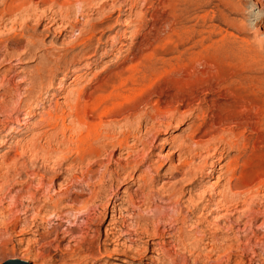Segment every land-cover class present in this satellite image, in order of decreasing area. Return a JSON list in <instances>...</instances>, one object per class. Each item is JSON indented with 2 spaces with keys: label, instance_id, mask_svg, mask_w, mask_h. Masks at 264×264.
<instances>
[{
  "label": "bare ground",
  "instance_id": "bare-ground-1",
  "mask_svg": "<svg viewBox=\"0 0 264 264\" xmlns=\"http://www.w3.org/2000/svg\"><path fill=\"white\" fill-rule=\"evenodd\" d=\"M52 1L57 6L56 11L52 13V16H47L45 11H41L37 23L40 25L45 22V24H50L49 26L58 23L64 31L69 29L73 32L76 28L75 10L78 8L75 5L77 2L75 0ZM81 1H84L86 5L96 4L97 10H102L107 3L106 0ZM218 1L222 5L218 11L219 22L236 27L237 20L231 15L242 11V1H230L226 4H223L224 0ZM43 2V0H0V43L3 37L12 34L17 26L20 28V34H15L5 44L2 62L15 60L21 63L24 59L35 56L33 52H36L40 45L33 39H28L25 49L15 57L10 49L21 46L22 32L28 27V22L35 17L39 4ZM189 2L188 0H158L159 8L164 10L161 15H154L157 18H153V47L146 56H153L154 60L150 62V59L146 57L142 67L158 66L159 68H172V71H187L186 76H180L177 85L167 89V100L163 107L158 103L154 104L151 113L145 114L143 122L134 124L133 118L135 116L137 118L139 114L136 104L125 106L122 101L128 103L130 99L136 102V98L142 94L138 93L142 90H138V84H141L139 83L140 70L139 62L135 61L134 64L120 66L114 73L101 77L96 86L88 87L89 90L81 86V88L76 87L69 91L65 96V106H69L66 115L69 117L68 123H64V112L60 109L58 101L53 103L54 108L51 110L54 114L51 110L45 112V118L41 117L40 120H45L52 131L60 130L62 135L60 140L53 133L49 134L47 129L45 131L36 130L23 143H15V146L11 148L14 151L12 158L7 160L5 154L0 156V218L7 216L6 213L12 215L9 225L5 221L7 226L15 229L19 222H22L18 232H32L34 244L51 236L59 245L65 239L69 243L79 240L77 242L78 252L75 251V254L74 251L70 254L71 249L70 251L68 249L71 246L66 245L67 247L60 248L59 245L55 247L51 244L42 245V249L50 254L54 251L55 254H51L52 257L59 255L51 261L60 262L58 264H64L65 261H68V264H99L98 256L105 251V247L111 246L109 248L111 253L129 258L139 251L136 250L138 247L144 252L151 250L160 255H157L159 262L164 264V251L176 252L174 248L176 245L178 250L194 256L196 264L197 262L222 264L218 262L221 257L226 264H235L232 260L233 256L236 254L242 256L245 250H249L251 254L250 259L245 260L248 264L264 263V231L261 237L255 233L257 228H264V208L260 209L261 207L257 206L261 201L264 203V194L260 195V192L264 191V166H259L257 170L254 168V171L246 170L248 159L253 158L254 155L257 159V153L264 151V98L254 97L258 100L251 102L248 99L250 97H245V94L251 91L247 81L252 80L253 77L236 74L221 75L214 69L212 60L215 59L216 54L214 56L212 50L215 51L217 48L216 43L212 41L211 36L207 34L205 35L207 37L203 36V30L200 28L186 26L188 23L185 25L184 19ZM196 2L199 3V1ZM259 7L263 8L262 1ZM108 16H101L99 20L101 30L109 27L110 16ZM64 21H66L65 24ZM94 27L96 26L92 25L90 28ZM260 27L261 25L258 26L259 30ZM261 29L264 31V24ZM92 37L87 38L88 45ZM208 41L210 43L206 44ZM112 50H115V47L104 48L100 55L103 57L111 54L109 52ZM46 55H40L39 62L37 61L38 64L31 71V75L24 78L28 81L24 86L26 87L25 97L21 99L22 105L18 104L23 110L29 108L31 103H34L35 108L40 107L39 102L32 101L42 88H44L43 98L50 99L52 90L50 91L49 79L58 67L59 59L58 55L53 59H49ZM140 76L142 81L145 80L146 75ZM57 86L61 85L58 83ZM148 88L150 87L144 88V93ZM6 90L9 92L10 88ZM200 90L209 94L216 93L223 100L214 101L215 112L212 113L213 118L209 124L194 126L190 132L188 131L189 133L178 140L164 139V144L172 149L169 153L171 157L176 155L177 158L171 160L165 170L158 172L156 161L150 152L149 154L148 152L138 154L136 151V154L134 149L141 146L139 151H144L145 148L150 147L159 137L153 134L154 131L166 134L171 127H177L184 120L185 111H190V103ZM248 106L252 109V113L246 112ZM29 113L31 114L27 117L34 114L33 111ZM161 115L167 120L165 118L163 120L162 117L157 120ZM155 122H158V127L154 124ZM246 130L250 133V137L245 135L247 139L244 138ZM68 131L76 133L75 140L72 138L73 133L72 136L69 134L71 137L67 139L68 135L65 136V132ZM18 133L20 132L17 128L9 130V139ZM54 136L57 139L54 141L55 146L52 145ZM246 140L251 141V146H249L251 148L247 154L245 152ZM60 145H64V148L61 149ZM108 147L111 148L112 154L117 152L118 159L115 160L117 162L114 168L110 169L113 160L106 159L105 167L101 173L96 175L93 167L100 160H95L101 157L102 152ZM60 152L62 154H59ZM22 157L25 159L18 161ZM31 158L37 161H51V166L55 164L59 168L55 177L62 175L63 177H61L62 182L58 184L59 189L56 188V198L49 192L50 188L54 187L52 180L46 185L43 176L35 178V173L29 180L35 178L36 190H41L43 193L45 191L42 201L35 194L27 196L25 202L22 201L26 198L24 195L8 196L16 187V183L7 185L6 188L3 185L7 183L11 173L15 172L18 166L25 167L26 159L32 161ZM259 159L264 163L262 158ZM207 163H209L208 166ZM259 163H254V165ZM81 167H85L84 171L83 169L78 171ZM212 171L217 172L215 181L208 186L201 185L198 181L201 174L204 173L205 178H210ZM156 175L163 181L159 186H156L158 184ZM128 181L132 186L122 190L123 185ZM19 184L23 186V182ZM199 189L201 191L199 195L189 194L184 198L189 191ZM38 200L42 203H38ZM212 215L216 218H209ZM235 215H237L236 218H234ZM245 217L248 218L247 222H243ZM50 218L57 220L58 224L49 231H40L41 227L36 225L37 220L46 223ZM62 220L70 223V226L61 228ZM259 220H261L260 223L253 226L256 227L254 230L252 228L248 230L252 227V222L256 223ZM105 222L107 223L103 229ZM2 224L3 222H0V225ZM239 224L242 227H237ZM184 227H189V232L184 233ZM246 229L250 231V237L244 238L246 240L241 236L247 235L234 233H244ZM65 251L69 252V260L65 257L67 256ZM201 256L205 261L200 260ZM213 256H216V259L211 260ZM241 263L244 264L241 261L237 264Z\"/></svg>",
  "mask_w": 264,
  "mask_h": 264
},
{
  "label": "rangeland",
  "instance_id": "rangeland-1",
  "mask_svg": "<svg viewBox=\"0 0 264 264\" xmlns=\"http://www.w3.org/2000/svg\"><path fill=\"white\" fill-rule=\"evenodd\" d=\"M43 1H44L43 3L39 4L38 9H36L37 12L34 15L35 17L28 22V27L25 29L24 32H22L23 37H21L22 40L21 46H15L14 48L12 47L10 49L11 53H13L14 54L13 56L15 57L25 49L26 41L28 39H33L40 45V48L36 50V52H33L35 53V56L33 58L24 59L21 63H17L15 60L10 61L11 63L9 61L2 62V56L3 53L5 52L3 49L5 44H7V42L15 36V34L17 35L20 34L19 33L20 28L18 26L16 27V30L12 34L6 35L7 37L4 36L3 41L0 43V49L2 51V52L0 51V60H1L0 61V104H1L0 105V156L2 154H5L7 160L9 158H12L14 155V151L11 148L15 146V143L18 142L23 143L25 140L29 139L32 132L36 130L45 131V129H47V131L49 130L48 131L49 134L53 133V135H55L58 140L61 139L62 135L60 130L52 131V129H50V125L48 126L45 120L41 121L40 119L45 118L46 116L45 112H48L52 108H54L53 103L55 101H58L60 109L64 112V123L65 124L68 123L69 117L66 115L69 111V106L68 107L65 106L66 105L65 96L73 88L76 89V87L81 88V86H83L86 88V90H89L88 87L96 86L98 81L101 79V77L105 76L106 74L114 73L119 69L120 66H126L139 62L138 65V68L140 70L139 74L146 75L145 80L143 81L141 80V76L139 75V79H140L139 83L141 84H138L139 87L138 90H142V91L138 93H142L139 95V97L140 96L141 97L136 98L137 99L136 102L134 101L132 102L130 99L127 101L128 103H126V101H122L123 102L122 104H124L125 106L136 104L137 111L140 115L137 114L138 116L137 118L136 116L133 118V122L134 124H138L143 122L145 114L147 115L151 113L153 107L155 106L154 104L158 103L161 107H163L165 105L164 102L167 100L166 99L167 89L174 85H177L180 76L182 77L187 75V71L185 70L184 72L183 70L172 71V68L169 67H165V68H159L158 66L142 67L144 60H146V57H148L146 55H149L150 48L153 47L154 32L152 31V24L154 20L153 18H157V16L155 17L154 15L158 14L159 16L164 10L163 8H159L160 6H158V0H106L107 2L106 6H104L102 10H97L98 7L94 3L86 5L84 1L82 2L80 0L79 2V0H75L77 2V5L75 6L76 8H78V10H75L77 14L75 16L76 28L74 29L73 32H70L69 29L68 30L66 29L64 31L63 27L58 25V23L51 26H49L50 24L49 25L45 24V22H42L40 25L37 23V18L39 17L41 11L43 12L45 11L47 13V16H52L53 15L52 13L57 9V6L55 5V3H52L53 2L52 0H43ZM196 1H199V3ZM230 1L237 2V0H224L222 2L223 4H226L227 2ZM241 1H242V11H240L237 14H233V15L230 14L231 17L237 20L236 27H232L226 23L219 22L218 11L220 8H222V5L221 3L219 4L218 0H188L189 5H188V11L186 13V15L188 16L185 15L184 20H185V25L186 23H188L186 26H193L194 28H198V29L200 28L201 30H203L202 31L203 36H205L206 34L207 36H211L212 41L216 43L217 48L215 49V51L212 50V54L214 56L216 54V56L215 59H213L212 61H213L214 69L219 74L221 75L236 74L242 76L244 75L250 76L251 78L253 77L252 80L247 81V83L250 84L251 91L245 94V97L246 96L247 98L250 97L251 99L250 98L248 99L251 100V102H255L256 100H258L255 99L256 97L264 98V31H262L261 29L264 24V16H263L264 0H260L262 1L263 8L259 7L260 4L259 0L257 1L241 0ZM154 5H156L157 7ZM105 15L110 16V19L108 20L109 27L104 30H101L99 25V20L101 16H105ZM63 23L65 24L66 21H64ZM160 24L163 25L161 21ZM92 25L96 27L90 28ZM260 25L261 27L259 30L258 26ZM207 30L209 31V33ZM89 36H93V37L90 41V44L88 45L86 43L87 42L86 40ZM209 43L210 41L206 42V44ZM110 44L113 47H115V50H112L113 52L112 51L109 52L111 54L102 57V55H100L102 50L104 48L110 49L112 47ZM12 49L15 51H13ZM44 52L45 54H43ZM41 54L42 55L48 54L46 55V57H48L49 59H53L55 56L58 55L57 57L59 59L58 67L53 71V75L51 79H49L50 91L52 90L50 92L51 94L50 99L47 100L43 98L44 88H42L41 92L37 94V97L34 99L35 101L34 100L32 101V102H39L40 107L35 108L34 103H31V106H29V108L23 110V108L21 109L20 106L22 105L21 102L25 97L24 90L26 87L24 86H26V84L28 83L27 79L24 78H27L31 75V71H33L34 68L37 66ZM143 56L145 57L143 58ZM149 57H151L152 60ZM149 57L148 59H150V62L154 60L153 56H149ZM254 78L256 81L254 80ZM249 81L252 83H250ZM58 83L61 86H57ZM139 85H141V87ZM146 87H150V88L146 89V93H144L145 92L144 88ZM7 88H10L9 92H6ZM216 100L221 101L223 99L219 98L218 94L216 93L209 94L206 91L204 93V90L198 91L196 93V97L190 103L189 106V108H191L190 111H185L184 113L185 118L182 122H180V124H178L177 127H171L168 133L166 134H159L158 133L159 131L157 130L154 131L153 134L155 133L156 136H159L158 139H156L152 143V145L150 144L151 145V146L149 145L150 147L145 148L144 151L143 150L139 151V148L141 146H138L139 148L134 149V152L137 151L138 154H143V153L145 154L147 152L149 154L150 152V155L152 154V158L156 161V167L158 168V172L165 170L166 167L170 164L171 160L172 161L175 160L177 156L174 155L171 157V154L169 153L171 152L170 150L172 149L171 147H169V145L164 144V139L169 140L171 138H174L175 140H178L179 138L189 133L192 130V128H194V126L198 127L209 124L210 120L213 118L211 115L212 113L215 112L214 101ZM32 108L35 109L33 110ZM29 110L33 111L34 114L31 115L30 117H27L29 114H31L29 113L30 112ZM53 112L54 111H52V114H54ZM246 112L252 113V109H250V107L248 106ZM191 113L193 114L191 115ZM161 117L164 120L165 117L162 115L159 116L157 120H159V118ZM165 120L167 119L165 118ZM21 122L24 123L20 124ZM157 123L158 122H155L154 124L157 126ZM121 124H123V122ZM16 128L18 129V132H20L18 133L19 135L16 134L15 137L9 139V130ZM72 133L74 134L73 136ZM72 133H69V131L65 132V136L68 135L67 136L68 140L69 137L71 136L73 140H75L76 133L75 132ZM248 133L249 131L247 132L246 130L244 136L246 135L247 137H250V133L249 134ZM55 136L53 142L57 140ZM246 136L244 137L245 139H247ZM67 139L65 141H67ZM42 142L44 141L42 140ZM53 142L52 145L55 146L56 142L54 143ZM245 144H246L245 152L247 154V152L249 153L251 148L249 147L251 146L250 145L251 141L246 140ZM61 147H62L61 149H63L64 145H62ZM110 149L111 148L108 147L104 152H102V156L99 157L100 159L98 158L97 160H95V161L100 160L97 162V165L93 167V170L96 175H98V173H101L102 169L105 167L107 163V160L109 161L108 158L113 160L110 169L114 168L115 166L114 164L117 162L115 160L118 159L117 152L112 154L113 152ZM59 154H62V152H60ZM259 154L264 155V151L263 152L260 151ZM259 154L257 153L256 155L257 159L255 158V155L252 156L253 158L250 157L251 159L250 158L248 159L249 163L247 162L246 165V167L248 166L246 168L247 171H254L255 169L256 170L259 169L260 168L259 166H264V163L262 161L260 162L259 159L262 158L264 161V156L263 155L260 156ZM22 159L25 158L22 157L18 161H21ZM250 160L253 162H251ZM45 162L46 161H41V160L37 161L34 158L32 159V161L26 159L24 163L25 164L24 166L26 168L21 165L20 167L18 166L15 172L11 173L10 177L7 180V183L5 184L6 186L3 185V187L6 188L7 185L16 183V187L10 192L11 194L9 193L8 196L16 197V195H20V194L21 196L24 195V197L26 198H23L22 200L23 202H25L27 196L31 194H35L36 197H40V200L44 199L43 195H45V191L44 193L41 190L37 191L35 185V183H37L35 178H38L37 176H43V178L45 179L44 180L45 184L47 183L46 185H48L49 184L48 182L52 180L54 187L50 188L49 192L50 194H54V197L56 198L57 197L56 188L59 189L58 184L62 182L61 177H63V175L58 178L55 177V174L57 173L59 168L54 163H52V165L54 164V166H51V161L46 163ZM254 163L256 164L259 163V164L254 165ZM208 164L209 163H207V166ZM160 166H162V168ZM37 168L39 169L37 170ZM82 169L84 171L85 167L79 168L78 171L79 170L82 171ZM34 173H35V178H34L35 180L34 179L29 180L32 177V174ZM216 175L217 172L212 171V177L205 178V174L202 173L198 181L200 182L201 185L208 186L211 182L215 181ZM156 178L158 183L156 186H159L163 181L160 180V177L158 178V175H156ZM20 182H23V186L19 184ZM130 186H132L131 182L128 181L126 182V184L123 185L122 190L123 189L126 190ZM200 189L193 192L189 191L188 193L185 194L184 198L188 197L189 194H191L192 196L199 195L201 192ZM263 194L264 191L262 190L260 192V195ZM40 200H38V203H42L41 202L42 200L41 201ZM258 205L259 208L261 207L260 209L264 208L263 207L264 203L262 201L259 202L257 206ZM6 214L7 216L5 215L3 218H0V222H3V224L0 225V264H2L4 261L8 259L18 260V258H21V260L19 261L25 262L27 264L60 263V262L51 261L52 258L54 257L57 258V256H59V255L56 256L54 255L52 257L51 254H55L54 251H52L50 254V252L42 249V245L45 244H51V246L53 247L59 245L58 242L53 239L54 238L53 236L48 238H43L42 241L38 242V244H34L32 241L34 239L32 232H28V233L18 232L20 226L22 225V222L21 223L19 222V225L15 229H12L11 227L7 226V224L9 225V223L12 220V215L8 213ZM169 214H172V212H169ZM213 216L214 215L210 216L209 218H213V219L216 218ZM236 216L237 215H235L234 218H236ZM247 219H248L247 217L243 218V222H245ZM5 221L7 222V224ZM260 221L261 220H259L256 223L252 222L251 225L252 227H250L248 230H250L251 228L252 230H254V228L256 227L253 226L255 224L256 225L259 224ZM42 223L40 220H37L36 222V225L41 227L40 231H46V230L49 231L53 226L58 224L57 220H55L54 218H50V220L48 219L46 223L42 221ZM106 223L107 222H105L104 225L102 226L103 229L105 228ZM61 224H62L61 228L63 227L67 228L68 226H70L69 225L70 223L69 224L65 223L63 222V220L61 221ZM240 224L237 227L239 228L242 227ZM246 227L248 228V226ZM257 229L255 233L258 235V237H261L264 228H257ZM183 230L184 233L189 232L190 228L184 227ZM248 230L246 232L249 233L250 231ZM4 231L6 234L4 233ZM246 232L238 233V234L236 232L234 233L236 235H240V234L247 235L245 237L241 236V238L244 239L250 237V233L248 234ZM256 240H260V239H256ZM77 242H73V243L71 242L72 243L71 245V243L67 242V239H65L61 241V244L59 246L60 248L61 247L65 248L66 245L68 247L71 246L68 250L70 251L71 249L70 254H73L71 253L72 251H74L75 254L76 252H78L77 245L79 244ZM74 244L76 245V247H74L75 246ZM105 248H106L105 251H102L101 255L98 256L99 264H161L157 257L158 254H156L151 250L148 252H144L142 249H139L138 247V249L136 250L139 251H137L135 255H132L129 258L121 254L115 255L111 253L109 251V248H111V246H107ZM174 248L177 250L176 252L173 250L164 251L166 264H182V263L196 264L193 259L194 256H191V254L189 253L178 250L176 248V245L174 246ZM245 251L246 252L245 253L243 252L242 256L240 254L239 255L236 254L235 256H233L232 260L235 262V264H237L240 261L244 262V264H248V261L245 260H249L251 254L249 250L248 251L245 250ZM65 253H67L68 256V257L65 256L66 259L69 260L70 257V255H68L69 252L65 251ZM202 257L203 256H201L200 258ZM22 258L26 260L24 261ZM214 258L216 259V256H213L211 260H214ZM200 260H203V258ZM219 261L222 264H226L223 257H221L218 260V262ZM67 262L68 261H65L64 264H68ZM197 264H201V262H197Z\"/></svg>",
  "mask_w": 264,
  "mask_h": 264
},
{
  "label": "water",
  "instance_id": "water-1",
  "mask_svg": "<svg viewBox=\"0 0 264 264\" xmlns=\"http://www.w3.org/2000/svg\"><path fill=\"white\" fill-rule=\"evenodd\" d=\"M2 264H27V263L21 262L19 260H15V259H8V260L4 261Z\"/></svg>",
  "mask_w": 264,
  "mask_h": 264
}]
</instances>
